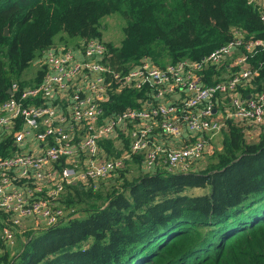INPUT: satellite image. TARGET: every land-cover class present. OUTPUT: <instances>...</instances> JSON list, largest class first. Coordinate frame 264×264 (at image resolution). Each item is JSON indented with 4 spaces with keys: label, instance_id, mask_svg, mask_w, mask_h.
Segmentation results:
<instances>
[{
    "label": "trees",
    "instance_id": "obj_1",
    "mask_svg": "<svg viewBox=\"0 0 264 264\" xmlns=\"http://www.w3.org/2000/svg\"><path fill=\"white\" fill-rule=\"evenodd\" d=\"M118 12L126 18L125 37L106 42V60L124 70L147 56L159 65L202 59L238 37L264 41L254 0H0V105L13 84L42 82L43 63L31 81L25 77L44 50L56 44L81 50L91 39L103 40L104 17ZM237 51L248 54L256 71L239 91L245 97L263 92L264 48ZM224 75L210 67L205 80ZM144 100L143 91L109 90L105 113L141 107ZM251 127L229 118L221 151L188 172L147 171L136 154L105 178L111 188L96 184L99 179L67 185L62 203L68 217L28 231L16 254L15 241L3 235L14 214L0 208V264H264V123L250 141ZM12 138L5 134L0 156L12 153ZM100 147L105 157L123 156L129 130L113 133ZM194 188L207 191L187 194Z\"/></svg>",
    "mask_w": 264,
    "mask_h": 264
},
{
    "label": "built area",
    "instance_id": "obj_2",
    "mask_svg": "<svg viewBox=\"0 0 264 264\" xmlns=\"http://www.w3.org/2000/svg\"><path fill=\"white\" fill-rule=\"evenodd\" d=\"M254 1L264 23V0ZM242 46L251 52L264 48V41L238 37L202 59L159 65L147 56L125 70L110 65L106 42L99 39L81 50L63 44L44 50L42 82L13 84V93L0 105V142L12 135L16 151L0 156V208L14 214L3 227L7 241L14 242L15 230L26 218H40L46 226L64 221L70 211L62 203L67 185L104 179L133 155L142 154L149 171L164 166L188 172L205 162L206 149L229 118L259 128L264 91L247 97L239 91L256 72L247 53L237 57L235 72L227 78L205 80L210 67L217 69ZM123 89L143 91L142 106L106 114L108 91ZM57 94L64 97L57 100ZM218 111L226 112L223 119ZM124 129L129 130V149L121 157H105L101 141Z\"/></svg>",
    "mask_w": 264,
    "mask_h": 264
},
{
    "label": "rangeland",
    "instance_id": "obj_3",
    "mask_svg": "<svg viewBox=\"0 0 264 264\" xmlns=\"http://www.w3.org/2000/svg\"><path fill=\"white\" fill-rule=\"evenodd\" d=\"M103 22H104V26L105 28L103 29V40L105 42H112L114 44H119L123 38L125 37V32H124V27L126 25V18L121 14V13H113V14H110L106 17H104L103 19ZM72 42H74V40H72ZM74 45L73 43H70L68 46H72ZM242 53H240L239 51H236L232 56L231 58L221 64L220 66L217 67V69H219L221 71V69L223 70V66L226 65V63H231L233 65V68H236L235 65V62L237 60V57L240 56ZM39 71V68H38V65H33V67H30L29 68V72H28V77H25V80L26 81H31L34 76L38 73ZM228 99L226 98L225 99V104H226V108H230V104L228 103ZM225 108V106L223 107V109ZM225 113L223 115V118L225 117ZM223 132H221L220 134H218L217 136H215L213 139H212V142H211V147L208 149H206L205 153H204V158L202 160H206L208 161V159L210 158L211 154L214 152V151H221L222 149V144L220 141H223ZM248 140H252V138H247ZM220 140V141H219ZM205 161V162H206ZM204 162V163H205ZM203 163V164H204ZM182 172H186V171H182ZM134 175H137V172L133 173V176ZM106 180L105 178L104 179H99L98 181L96 182H99V183H96V184H100V186L104 187V188H111V182L110 183H103V181ZM104 184H107V186H105ZM207 190H203L201 188H194V189H189L187 190V194L189 195H199V194H203L204 192H206ZM31 224V223H29ZM28 223H23V225L19 228H17L15 230V239H14V243L11 245L12 247V252L13 254H16L19 250H21L22 248V240H26V236H27V233L28 231H35V229H39L42 227V225H29ZM17 233V234H16Z\"/></svg>",
    "mask_w": 264,
    "mask_h": 264
},
{
    "label": "crops",
    "instance_id": "obj_4",
    "mask_svg": "<svg viewBox=\"0 0 264 264\" xmlns=\"http://www.w3.org/2000/svg\"><path fill=\"white\" fill-rule=\"evenodd\" d=\"M74 44V43H73ZM57 45V44H56ZM57 46H62V44H58ZM230 59V58H229ZM42 64V61H41V58H39L38 60H36L34 63H33V65H38V68L40 67V65ZM223 71H224V76L227 78L229 75H231V74H233V72H235V68H233V65L231 64V63H226V65H225V69H223ZM64 97V95H60V94H57V96H56V99L57 100H59V99H61V98H63ZM224 113H226V112H223V111H218L217 113H216V116L218 117V118H222L223 119V115H224ZM259 132V129L258 128H255V127H251V128H249V129H247V136L249 137V138H255L256 136H257V133ZM224 137V136H223ZM220 141V140H219ZM221 143H222V141H220ZM220 145H222V144H220ZM211 146V145H210ZM222 147V146H221ZM13 149H12V153L11 154H13V153H15L16 151H15V148H14V146L12 147ZM209 148L210 147H208V150H209ZM204 162H202V163H199V164H195V166H194V168H196L197 166H199V165H202ZM145 167V166H144ZM159 167H161L160 169L161 170H164V169H166V167H164V166H159ZM146 169V168H145ZM147 170V169H146ZM147 171H149V170H147ZM31 223V224H29V225H33V224H37V225H42V227L43 226H46V225H44L43 224V221L40 219V218H38V219H35V218H26V219H24L23 220V222L22 223Z\"/></svg>",
    "mask_w": 264,
    "mask_h": 264
},
{
    "label": "water",
    "instance_id": "obj_5",
    "mask_svg": "<svg viewBox=\"0 0 264 264\" xmlns=\"http://www.w3.org/2000/svg\"><path fill=\"white\" fill-rule=\"evenodd\" d=\"M252 0H250V2H251ZM6 34H9V29L8 28H6V32H5ZM8 93L11 95L12 93H13V91H12V89H9L8 90Z\"/></svg>",
    "mask_w": 264,
    "mask_h": 264
}]
</instances>
